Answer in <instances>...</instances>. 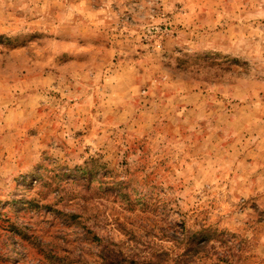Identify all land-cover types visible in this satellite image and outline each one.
I'll use <instances>...</instances> for the list:
<instances>
[{
	"label": "rangeland",
	"instance_id": "rangeland-1",
	"mask_svg": "<svg viewBox=\"0 0 264 264\" xmlns=\"http://www.w3.org/2000/svg\"><path fill=\"white\" fill-rule=\"evenodd\" d=\"M0 264H264V0H0Z\"/></svg>",
	"mask_w": 264,
	"mask_h": 264
},
{
	"label": "trees",
	"instance_id": "trees-1",
	"mask_svg": "<svg viewBox=\"0 0 264 264\" xmlns=\"http://www.w3.org/2000/svg\"><path fill=\"white\" fill-rule=\"evenodd\" d=\"M98 241H99V244H101V245H105V247L106 246H108V239H106V238H102V237H100V236H96L95 237ZM110 244V243H109ZM192 244V241H190V243L188 244V246L189 245H191ZM106 252H111V249L109 248V247H107V249H106ZM107 256V255H106ZM109 256V255H108ZM109 259H112V255H110L109 256ZM113 260V259H112ZM111 261V260H110Z\"/></svg>",
	"mask_w": 264,
	"mask_h": 264
}]
</instances>
